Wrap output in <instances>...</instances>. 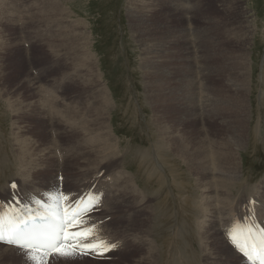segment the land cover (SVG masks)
Listing matches in <instances>:
<instances>
[{"label": "rangeland", "instance_id": "374dc122", "mask_svg": "<svg viewBox=\"0 0 264 264\" xmlns=\"http://www.w3.org/2000/svg\"><path fill=\"white\" fill-rule=\"evenodd\" d=\"M0 1V61L4 59L0 62V85L3 86H0V155L6 158V148L13 157L15 156L14 158L19 163L15 165L13 172H23V168L21 167L22 164L20 163L22 155H20V157L18 154V152L23 151V149L20 150L18 144L21 145L23 139H25L24 143L27 144L28 150L24 152V154L29 155V153L32 154L33 151L38 152L37 159L35 160L36 162L33 163L41 164V156L45 157L47 155L50 156V159L55 160L56 155H50L54 145H56V149L62 151L67 148L64 153L59 151L64 158L66 157L65 159L63 158L65 162H62V166H65L62 168V173L70 177L67 179V182L73 177H77L76 173L79 171L77 170L79 166L77 165L75 168L76 164H73L75 159H73L72 156L71 159L68 158L67 151L68 155L72 153L73 144L77 141L82 140L87 144V140L95 134H87L83 128H87L88 124L97 120L98 111L105 112L106 109L97 101L89 100L90 92L82 94L84 92L83 88L79 87L80 85L77 82L74 83V81H71V78L66 79L70 84L65 82L64 91L60 90L59 86H56L55 82H57L64 73L69 75L70 73L78 74V71L81 70L86 72V66L76 63L78 64L76 67L75 62H73V59L75 60L77 58L75 54H72L74 56L67 55L65 51H61L62 49L57 45L61 43L63 38L64 40L62 42L68 44L66 37H73L74 35L77 38L76 45H78V48L81 49L84 47L83 54L87 53L89 57L95 60L94 67L95 69H100L99 71L103 79L98 80H100L101 84L105 86L110 94L113 103L112 111L110 117H108L105 122L109 125V137L111 144L114 145L115 151L120 148L125 149L128 146L134 149L149 147V144L153 141L151 137L154 134L153 128L157 126L155 115L160 117H165L167 115L169 118L173 119L174 113L166 114L160 112L154 114L149 104L148 94L151 98H158V100L163 98L162 96L159 98L158 93L152 91V87L149 86V89L147 87V90L145 88L147 82L143 79L144 71H147V64L145 61H151V57L153 56V53L150 54L149 51L153 52L154 48L158 46L161 47V52H158L160 53L159 57L154 54L155 61L152 60L156 63H153L155 70L159 68H168V70L166 69L167 71L183 72L184 70L186 72L185 75L179 72H175L174 75L182 78V80H186L187 89L190 94L194 95L196 93L195 88L201 87L205 90L204 84L205 86L207 84L206 87L211 89V91L214 90L213 93H218L217 95L221 97L222 101H224V98L232 99L229 96L233 95V88L235 89L237 83L234 82L236 75L234 70V73H232L231 66L234 67L236 62H240L241 68L245 73V80L243 86L239 85L243 88L245 94L244 98L247 97V99L242 101L239 109L234 108L233 111H228L226 107L218 105L216 101L208 96L210 92H208V94L206 92L205 94L203 90V94L209 97V112L211 114H207L205 111L204 119L201 120L203 116L198 117V115L195 117L193 113V116L188 117L184 128L174 127L173 129H168L166 135L169 137L184 138L186 136L188 141L191 140L189 142L194 143L195 146L200 140L204 142L208 134H210V137L208 136V138H210L209 141H214L218 147H221L224 143L230 145L234 144V149L237 153L235 155V163L239 164L241 160V171L244 174V178H247L251 184L262 179L264 176V77L262 78V74L264 75V0H184L183 6L187 3L188 9L192 12V14L189 11L187 13L188 21L184 20L186 12H184L182 8L180 10H174V8L170 6L171 4H169L170 0H61L59 3L68 11V15H62V18L58 19L60 22L57 21L56 23L53 18H48L45 21L37 17L40 25L39 30L36 28L37 22L35 20H30V17L31 15H43L42 12H44V6H47L48 0ZM131 6L134 9L137 7L142 9L144 15L142 17H133L134 14L132 15ZM3 10L6 12H3ZM167 10H174L176 13L171 11L172 14L169 13V15ZM47 12H52V10L49 9ZM244 18L248 23L240 22L243 21ZM6 21H10L11 23ZM133 21L136 22V28H133ZM33 23H35V27H33ZM245 25L251 30V36L247 39L248 49L246 48L244 51L237 52L236 48L238 47L236 44L242 42L240 37L244 35V33H242V26ZM24 30L26 31L24 32ZM59 34L61 36H59ZM191 39L195 40L194 44L191 42L193 41ZM26 40L30 41L28 42ZM25 41L27 43H25ZM23 42L28 45V47L24 48ZM31 42L33 43L31 44ZM10 46L16 49L11 50L12 48ZM16 46L19 47L17 48ZM52 47L54 48L52 49ZM171 64L172 66H170ZM43 66L45 67L43 68ZM33 67L34 69L41 67L44 69V72L43 76L39 77V82L35 83V85H29L34 83L32 80L35 75L33 74ZM84 71L83 73H85ZM199 72L200 74H198ZM229 72L231 75L233 74L232 79L229 76ZM40 73L42 74L41 71ZM37 74H39V72H37ZM212 77L213 80L216 79L213 81ZM83 79H85L84 76ZM73 84L75 85L73 86ZM16 85L18 86L16 87ZM37 86H40L41 96L43 97L32 96L34 92L38 93ZM15 88H20V91L18 90V94L13 95L12 93ZM41 89L45 90V93ZM55 89L56 92L54 91ZM58 92L63 93L60 98H58ZM38 98H40V102L42 98L44 99L42 105L38 103ZM48 98L50 102H52L49 103L50 105L47 100L45 101V99ZM21 100L25 101L22 102ZM194 100L196 103L201 104L202 107V103L197 99ZM10 102L13 103L12 107L9 106ZM238 102L241 103V100H238ZM53 103H56L57 106L55 107ZM249 104L251 105L248 106ZM30 105L33 107L37 105L39 108V110H36L35 116L30 119L31 122L27 115V110H29L28 108ZM91 105L97 109L93 111ZM42 111L45 114L44 118H42L43 124H38L36 118H38ZM215 111H217V116L213 117L212 113ZM161 113H164V115ZM248 113H250L249 116H247ZM177 114L178 111H175V115ZM221 118L223 121H220ZM213 119L217 121L215 120L213 122ZM162 120L164 119H159V121ZM15 121H17V123H14ZM28 121L30 125L27 123ZM63 128L65 131L75 129L79 133L77 132L73 134L74 136H71L69 133H62L64 131ZM96 128L97 125L92 126V129ZM183 129L186 130V134H183ZM204 130L207 132H204ZM41 131L43 134L40 133ZM192 133L196 134L191 135ZM36 135L37 137H34ZM237 136H239V141L235 144L234 142ZM242 136H244V139H242ZM33 138L36 140L34 141ZM37 139H42L41 141L43 142L41 145L42 148L40 147L41 150L38 149V151L35 148ZM51 139L53 141H51ZM205 141L208 143L207 140ZM56 149L53 150L56 151ZM25 150L26 149H24V151ZM70 150L72 151L70 152ZM79 151L82 152L83 148L77 150L78 153H80ZM80 160L79 164L83 166V162L85 161L84 159ZM171 160L175 161L174 164H177L176 167L179 168H177V171H170L168 174L166 171L164 173L158 172L161 177L159 181H163V183L165 182L167 184L166 186L169 190L167 188L164 189L168 190V193L170 192L173 194L168 198L171 200V198L174 197V204L176 206H182L184 210L188 207V210H190V208L192 209V206L189 204L190 199L189 196L186 195L187 191L185 188L178 182L180 178L183 177L188 180L192 186V190L196 191L197 196L202 200V194L205 193V190L212 189V186L213 188L215 187L213 182L216 180V175L207 173V177L204 180L202 178L201 184H207L208 187L198 188L195 184H200V176L189 169L190 164H184L183 161L178 158H172L169 161ZM99 161L100 160H98V162ZM118 164L119 166L116 167L117 169H115V172L129 171L128 167L126 168L125 166L124 169L121 163ZM225 165L233 166L232 163ZM70 166L73 167L70 168ZM51 167L52 166H48L44 169H50ZM133 167L138 168L137 170L133 169L132 172V174L135 175L137 184L140 180L143 187L146 186V188H150L151 190L153 188L156 189V191L160 189V191L163 192L162 186L157 185L156 182L150 183V187H147L149 179L146 178V175L143 174L145 176L143 180L137 179L142 169L138 167L137 163H134ZM55 173L56 170L52 172V175ZM71 175H73V177ZM239 176L242 175L239 174ZM12 177L20 179L23 176ZM244 178L240 180V183L244 181ZM35 182L40 183V180L37 179ZM53 185V182L50 183L47 181L43 184L44 187H39V190L46 191ZM99 185L111 188L108 197H112L113 199L120 197L119 194L121 192L118 191L117 187H113L114 184ZM256 187L259 189L258 186ZM258 192V199L261 204L264 205V194L262 192L259 194ZM168 198L163 197V200L169 202ZM183 199H185V201H183ZM179 201H181L182 204ZM192 201H196L194 195L192 196ZM174 204H171V209L175 208ZM244 208V206L241 207V205H238L237 200H235L234 203L231 204L230 210L224 215L225 217L222 216L219 219L217 229L215 228L221 240V244L231 253L233 261L229 264H241L242 259L227 245L224 237L219 231V226L229 222V219L232 218L234 214L242 212ZM111 211H118L120 213V217L116 220L121 222L118 223L116 220L111 222V229H116L118 226H121L123 230L127 225L125 221L134 216L133 214L129 216L128 213L123 212L122 205L115 203L111 204L110 208L103 210L97 216L96 221L104 220L105 217H103V215L113 217ZM143 215L146 214H141L139 217H144ZM103 227L107 228L105 232L108 235L110 244L117 242L119 245V252H130L129 254H125V258L124 254H121L117 260L108 264H135V262L139 260V256L143 250L140 252L135 251L141 247L139 245L140 243L147 242L146 236L140 237L141 241L140 239L136 240L131 249L127 237H122L117 231H112L110 234L107 224ZM162 229H160L159 233L155 231V235L159 236L160 234L159 237H162L164 234L167 235L166 233L169 234L171 231L169 230V224H165ZM129 230L136 231V229L130 228ZM0 250L3 257H9L16 261V263L9 264H26L24 253L21 251L1 245ZM214 254L215 257L218 258L224 257L222 251H217ZM160 257L164 258V254L160 255ZM59 259L60 258L51 257L48 264H63ZM64 261V264H67V262L71 260ZM205 261L206 260H203V263H206ZM106 262L104 264H107ZM216 262L221 263L220 260H216ZM222 262H224L223 259ZM28 264H32V262H28ZM72 264L91 263L83 262L82 258H77L73 259ZM100 264H103V261H101Z\"/></svg>", "mask_w": 264, "mask_h": 264}, {"label": "bare ground", "instance_id": "6f19581e", "mask_svg": "<svg viewBox=\"0 0 264 264\" xmlns=\"http://www.w3.org/2000/svg\"><path fill=\"white\" fill-rule=\"evenodd\" d=\"M59 2H61V0H48L47 6H44V12H42L43 15H41L42 17L36 16V15H31L30 20H32V21L35 20L37 22V26H36L37 30L40 29V25H39V21H38L37 17L40 20L43 19L45 21L48 18H53L54 22L56 23L57 21L60 22V20H58V19L62 18L61 17L62 15L63 16L68 15V11L65 8H63L64 6L62 7ZM184 2H185L184 0H170L169 4H171L170 6H172L174 8V10H180L182 8V10L184 12H186L184 20L188 21V19H187L188 8H187V6H185L187 3L183 6ZM130 8H132V15L134 14L133 17H135V18L140 17V16L142 17L144 15V13L142 12L143 11L142 9H140L138 7L136 9H134L132 6ZM49 9L52 10V12H47V10H49ZM174 10H170V11L167 10V13L169 14V13H171V11H174ZM4 11L5 10H3V12ZM136 14H137V16H136ZM161 16H162V14H161ZM153 19H155V18H153ZM6 22L11 23L10 21H6ZM133 22H134L133 28H136V22L135 21H133ZM240 22L248 23V21L245 18L243 19V21H240ZM0 25H1V23H0ZM137 25H138V19H137ZM59 26H61V25H59ZM33 27H35V23H33ZM25 31L26 30H24V32ZM56 33H58V32H56ZM242 33H244V35H241V37H240L242 42L240 44H236V46L238 47V48H236L237 52L244 51V50H246V48L248 49L247 39L250 38V36H251V30L249 29L248 26L245 25V26H242ZM59 36H61V35L59 34ZM29 37H31V36H29ZM63 40H64V38H63ZM63 40H61L60 44H57L62 49L61 51H65V53L67 55H70V56L72 54H75V57H77V58L75 60L73 59V62H75V64L80 63L81 65L86 66L87 68H86V72L84 70H81V71H78V74H71L70 73L69 75H66L64 73L63 76H61V78L57 82H55L56 86H59V89L64 91V84H65V82H68L66 79L71 78V81H74V83L77 82L80 85L79 87L83 88L84 92L82 94H87L90 92L91 94L89 96V100L97 101L101 106L103 105L102 107H104L106 109L105 112L98 111L97 120L94 121L93 123L88 124L87 128H83L87 132V134H95V135L91 136L87 140V144L84 143L82 140L77 141V142L74 141L75 143L73 144V151L70 150V152L72 151V153H70L68 155V158L71 159L73 157V159H75V161L73 163V164H76L75 168L77 165L79 166L77 168V170H79V171L76 170L77 171V173H76L77 177L74 178L73 175H71L73 177L72 182H75L73 184L74 187H76V186L77 187H84L88 184V182L90 180L94 179V177H97L93 181H97L98 185L99 184H103V185L114 184L113 187L114 188L117 187L118 191L121 192L119 194L120 197L117 199L116 198L113 199L112 197H108L106 199V209L110 208L111 204H115V203L118 204L119 203L122 205L123 212L128 213L129 216H131L132 214L134 215L133 217L128 218L125 221L127 223V227H129L130 229H136V231L135 230L130 231L131 232L130 236L132 237L131 239H128L129 237H127V240H128L131 247H133V243L136 240H139L140 237H142V236L148 237L147 242L140 243L139 245L141 247L135 251V252H140L141 250H143L141 255L139 256V260L137 262H135V264H166V239L160 238L159 237L160 234L157 237L156 235H154V232H155V230H159L160 224H163V223L169 221L170 219L172 222V225H171V230L173 232L172 234L175 237L171 239V248L168 252V256H169L168 264H174V260L176 258V254H175V248L176 247H179V248L188 247L191 249L193 255H195L197 257L201 254L200 256L204 260H206L205 261L206 263H203V264H229L230 262H232L233 260H232L231 253L228 251V249L225 246H223L221 244V240L219 238L218 233L215 231V228L217 229V226L219 224V219L222 216H224L230 210V206H231V204L234 203L235 200H237V204L240 205L239 203L243 202L248 195L257 194L258 190L264 189V187H263L264 186V179L261 182L262 187L258 185L259 189L256 186L248 185L245 183L243 184V183L239 182L240 177H241V176H239V174L242 173V171H241L242 166H241V160L239 161V159H238L239 164L235 163L236 162L235 155L237 153L235 152L234 144L230 145V144L224 143L223 145H221V147H218V146H216V143L214 141H212V142L209 141L210 138H208V136L210 134H208V136L206 137L207 139L205 138V140H207L208 143L205 140H204V142H202V140H200L199 143L195 146L194 143L189 142L191 140L188 141V138L186 136H185V138L184 137H169L166 134L168 133V129H173L174 127L184 128L188 117L193 116V113H194L195 117H197L198 115H199L198 117L203 116V118H201V120L204 119L205 111L207 114H211L209 112V97H211L214 101H216L218 103V105L226 107L228 111L229 110L233 111L234 108L239 109L241 107L242 101L244 99H247V97L244 98L245 94H244L243 88L241 87L244 85V80H245V73H244V70L241 68V63L236 62L234 67L231 66L232 73H234L233 72V70H234L235 75H236V78H234V82L237 83L235 85V89L233 88V95L229 96L232 99L224 98V101H222L221 97H219L217 95L218 93L215 94V93H213L214 90L211 91V89L206 87L207 84H206V86L204 84L205 90L201 87L195 88L196 93L194 95L190 94L189 90L187 89L186 80H182V78L174 75L175 72H179V71H172V70L167 71L168 68H166L167 70L163 69V68H159L158 70H155V67L153 64L155 62H153L152 60H154V58H155L154 54L159 57L160 53H158V52H161L160 51L161 47L158 46L157 48H154L153 52H151L147 49L150 52V54L153 53V56L151 57V59H152L151 61H145L147 64V71H144V76H143L144 77L143 79H145L147 81V82L145 81L146 82L145 88L147 90V87L149 89V86H150L153 88L152 91H156V93H158L159 98H160V96L163 97L162 99L158 100V98L157 99L151 98L150 95L148 94L149 104H150L151 109L154 112V114L160 113V112H164L166 114L174 113L173 119L169 118V116H167V115L165 117H160V116L155 115V122L157 123L158 127L156 126L153 128L154 134H153V136H151L153 138L152 139L153 141L149 144V147H142V148L134 149L131 146H128L125 149L120 148L117 151H115L114 145L111 144L110 137H109V129H108L109 125H107L105 122L107 120V118L110 117V113L112 111L113 103L111 101V97H110L108 90H106L105 86H103L100 82V80L102 79V76H101L100 71H99L100 69H95V67H94L95 60L93 58L89 57V55L87 53L83 54L84 47H82L81 49L78 48V45H76V42H77L76 36L73 35V37H66V40H68V44H64L62 42ZM191 40H193L191 42L194 44L195 40L194 39H191ZM52 41H53V39H52ZM58 41H59V39H58ZM58 41H57V43H58ZM197 47H199V46H197ZM197 47H195V48H197ZM11 48H12L11 50L16 49V48L13 49V47H11ZM53 48L54 47H52V49ZM180 49H182V48H180ZM143 50H144V48H143ZM183 51H184V49H183ZM149 52H148V54H149ZM168 54H169V51H168ZM72 56H74V55H72ZM158 57H157V59H158ZM2 60H4V59H2ZM2 60L0 62H2ZM77 66H78V64H76V67ZM170 66H172V64ZM0 69H1V67H0ZM21 69H23V68H21ZM80 69H82V68H80ZM179 69H181V68H179ZM177 70H178V68H177ZM83 71L85 73H83ZM179 73H183L184 75L186 74V72L184 70H183V72L180 71ZM198 74H200V72ZM17 75H19V74H17ZM30 75H29V77H30ZM232 75H231V73L229 75L231 79H232ZM83 76L85 77V79H83ZM263 77H264V75L262 74V78ZM98 79H100V80H98ZM32 80L34 81V83L29 84V85H35V83L39 82V77L33 76ZM212 80H213V77H212ZM68 83L70 84V82H68ZM193 83H194V80H193ZM18 85H16V87ZM74 85L75 84H73V86ZM40 86L36 87L38 90V93L34 92L32 95L33 97L34 96H37V97L41 96ZM1 87H3V86H1ZM213 87H214V85H213ZM19 89L15 88L12 94L13 95L18 94ZM4 90H7V89H4ZM41 90L45 93V90H43V89H41ZM203 90H204L205 94H206V92H207V94H208V92H210L208 95L209 97L205 96L203 94ZM25 92H27V91H25ZM60 92H58V98H60L63 95V93H60ZM239 92H241V93H239ZM79 93H81V92H79ZM7 97H9V96H7ZM11 97H12V95H11ZM41 97H43V96H41ZM194 99H197L200 103H202V107H201V104L196 103ZM46 100H47L48 104L52 103V102H50L49 98L45 99V101ZM238 100H241V103H239ZM24 101L25 100H23L22 102H24ZM43 101H44L43 98H42L41 102H40V98H38V103H40L41 105H42ZM12 104L13 103L10 102L9 106L12 107ZM33 104H34V102H33ZM40 104H38V105H40ZM53 105L55 107L57 106L56 103H53ZM250 105L251 104H249L248 106H250ZM37 108H38L37 105L34 107L32 105L29 106V108H28L29 110H27V115L29 116V121H30V119H32L35 116L36 110H39V108L38 109ZM96 109L97 108L92 106L93 111H95ZM175 111H178L177 115H175ZM164 113H161V114L164 115ZM212 114H213V117L217 116V111H215ZM249 114L250 113H248L247 116H249ZM40 115H42V116H40ZM40 115L39 116L37 115L38 118H36V119L38 120V124L39 123L43 124L42 118H44L45 114L42 111V112H40ZM161 118H163L164 120L159 121V119L161 120ZM215 120L216 119H213V122ZM29 121L27 123H29ZM220 121H223V119L221 118ZM210 122H211V120H210ZM14 123H17V121H15ZM206 124H205V126H206ZM29 125H30V123H29ZM94 125H97L96 129H92V126H94ZM21 126H23V125H21ZM50 126H51V124H50ZM27 127H28V124H27ZM214 127H215V124H214ZM186 128H187V126H186ZM207 128H206V130H207ZM217 128H219V127H217ZM208 129H210V128H208ZM63 130L64 131L62 133L66 132V134L69 133V135H71V136L78 132L75 129L65 131V129L63 128ZM210 131H212V130H210ZM192 132H194V131H192ZM204 132H207V131L204 130ZM40 133L43 134L42 131ZM183 134H186V130H184ZM194 134H196V133H192L191 135H194ZM213 134H214V131H213ZM205 135H207V134H205ZM34 137H37V135ZM242 139H244V136H242ZM24 140L25 139H23V142L21 145L18 144L19 149L20 150L23 149V151L18 152L19 156L22 155V158H20L21 159L20 163L22 164L21 167L23 168V172L19 171L20 176H23L22 178H20V187L22 189H25L26 187H30V188L34 189L35 191H41V190H39L40 189L39 187H44L43 186L44 183H46L47 181L52 183V180H53L52 172L56 170L58 160H57V158L55 160L50 159V156L47 155L45 157L41 156V164L39 163L40 165L38 163H33V162H36L35 160L37 159L38 152L33 151L32 154L29 153V155H25L24 152H26L28 150V148H27V144L24 143ZM33 140H34V138H33ZM41 140L37 139L36 144L34 143L36 145L35 148L37 151H38V149H40V147L42 148L41 145L43 144V142ZM51 141H53V140L51 139ZM238 141H239V136H237L234 143L236 144ZM144 143H145V141H144ZM55 146L56 145H54L53 149H56ZM82 148H83V151L82 152L79 151L80 153H78L77 150L82 149ZM24 149H26V150L24 151ZM53 149L51 150V153H50V155H52V156L55 155L54 154L55 150H53ZM74 150H76V151H74ZM172 158H178V159H181L184 164H186V163H188V165L190 164L189 169L191 171L195 172L198 176H200L199 177L200 184H195L196 186H198V188H207L208 187L207 184H205V185L201 184L202 178L204 180L207 177L206 176L207 173H212V174L216 175V180H215V182H213L215 187L213 188V186H212V189L205 190V193L202 194V200L198 197V200L200 199V201H197L196 206H192V209H191L192 220L191 221L194 222L200 216H201L202 220L198 221L196 226L193 227L191 230H190L191 225L180 222L178 219V212L180 211V209H184V208L182 206H176L175 205L174 206L175 207L174 212L169 213L167 210L168 202L166 200H163V197L168 198L172 194L170 192L168 193L169 188H167V186H166L167 184L165 182L163 183V181L162 182L159 181L161 179V177L159 176L158 172L164 173L166 171L168 174V173H170V171H172V172L177 171V168H179V167H176L177 164L176 165L174 164L175 161H172V160L169 161ZM64 159H63V162H65ZM80 159H84V161H85V162L82 161L83 166H81V164H79ZM18 160H19V158H18ZM98 160H100V161L98 162ZM67 161L72 162L71 160H67ZM118 163H121L122 168H124V169H125V166H126V168L128 167V170L131 169L130 164L133 165L134 163H137L138 167L142 169L143 174L146 175V178L150 180V183L156 182L157 185H161L163 192H161L160 189H157V191H156V189H153V188L151 190L150 188H146V186L143 187L142 186L143 184L140 183V180L138 181V184H137L135 181V175H133L132 172H129V171L115 172V169H117L116 167L119 166ZM228 163H232L233 166L225 165ZM71 164H69V165H71ZM47 165L52 166V167L50 169H44L45 167H48ZM73 166H70V168ZM61 167L62 166H58V168H61ZM10 168H11V166L6 161V158H4L0 155V195H5L7 193L8 183L11 182V181H8L7 187L5 188L4 180H6L8 178V176H10V175H18L16 173L11 172ZM103 169H105L104 174L100 175L102 173ZM65 171H67V170H65ZM69 174H70V172H69ZM68 178H70V177H68ZM106 178L110 179V181L108 183L104 182V180ZM37 179L40 180V183L35 182V180H37ZM161 183H163V184H161ZM51 188H52V186H51ZM164 188H167L168 190H165ZM262 193L264 194V190H262ZM180 197H181V195H180ZM213 198H214V201H213ZM168 200L170 201V198H168ZM183 201H185V199H183ZM179 202L182 204L181 201H179ZM244 207H246V205H244ZM103 210H105V209H103ZM120 212H122V211H120ZM111 213L113 214V217H110L111 219H117L120 217V213L118 211H111ZM141 214H146V215H143L144 217H139ZM230 219H229V221H230ZM164 226L165 225H163V227ZM166 230H168V229H166ZM166 234H168V233H166ZM103 235L106 236V238H108V235L106 234V232H104ZM215 239H216V241H215ZM107 240L109 242V238ZM189 240H192V243L188 244L187 242ZM140 241H141V239H140ZM217 251H222L224 253V257L223 258L215 257L214 253ZM162 254H164V258L160 257V255H162ZM80 258L83 259V262H88L91 264H100L101 263V261H96V260L93 261L91 259L85 258L84 256H82ZM222 259L224 262H222ZM59 260H61V262L63 264L65 263L63 258H60ZM69 260H71V261L67 262V264H72L73 259H69ZM216 260H220L221 263H217ZM105 262L106 261H103V264ZM9 263H16V261L10 259L9 257L8 258L3 257L1 254V250H0V264H9Z\"/></svg>", "mask_w": 264, "mask_h": 264}, {"label": "snow or ice", "instance_id": "6c2138e0", "mask_svg": "<svg viewBox=\"0 0 264 264\" xmlns=\"http://www.w3.org/2000/svg\"><path fill=\"white\" fill-rule=\"evenodd\" d=\"M13 188L16 185H12ZM66 195H57L55 201L46 210L47 223L40 228H27L26 224L18 223L11 227L7 237L3 232L0 217V243L15 246L24 253L26 264H47L48 258L77 259L85 255L102 257L104 253L115 247L108 241L97 239L96 227L89 226L85 218L99 203L94 197L85 203L81 198L75 207H63L62 202L68 201ZM70 228L77 229L69 231ZM232 234L230 233V236ZM91 238V239H90ZM89 241V242H86ZM260 264H264V237H262Z\"/></svg>", "mask_w": 264, "mask_h": 264}]
</instances>
